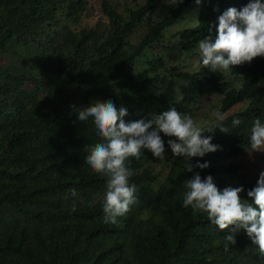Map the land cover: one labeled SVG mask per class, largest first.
Masks as SVG:
<instances>
[{
    "label": "trees",
    "instance_id": "1",
    "mask_svg": "<svg viewBox=\"0 0 264 264\" xmlns=\"http://www.w3.org/2000/svg\"><path fill=\"white\" fill-rule=\"evenodd\" d=\"M156 1L119 11L100 0L107 21L81 25L86 0H0V52L11 42L17 56L35 64V73L0 64V264H264L243 229L225 250L227 230L182 203L185 182L195 172L211 175L221 190L242 186L241 199L252 202L247 192L264 172V155L250 158L247 151L254 120L264 122V56L228 70L238 87L221 71L201 67L200 59L198 69L174 72L163 53L146 60L138 75L127 71L160 41L168 40L173 56L190 51L210 26L215 36L219 15L249 0H201L196 25L167 38L164 29L195 0H171L161 12ZM30 45L37 58L22 55L20 48ZM210 94L219 98L217 110L228 114V132L203 133L218 150L189 161L171 155L164 171L147 164L153 158L147 150L139 160L130 158L136 203L118 223H105L106 178L85 160L101 137L91 118L77 119V110L111 100L128 109L126 122L170 107L193 118L195 103ZM234 118L241 120L238 126ZM161 137L166 143L168 137ZM205 161L208 168L195 167Z\"/></svg>",
    "mask_w": 264,
    "mask_h": 264
},
{
    "label": "clouds",
    "instance_id": "2",
    "mask_svg": "<svg viewBox=\"0 0 264 264\" xmlns=\"http://www.w3.org/2000/svg\"><path fill=\"white\" fill-rule=\"evenodd\" d=\"M182 2L172 0L173 4ZM200 2L195 0L196 4ZM217 21L215 36L211 35L210 26V34L199 41L201 67L216 73L264 56V2L249 0L239 10L230 7L217 17ZM77 111V119L81 123L92 119L101 137V142L87 149L85 160L95 173L106 178L104 222L111 224L118 223V218L125 216L131 205L136 203L139 188L129 182L134 174L129 166L130 158L139 160L144 150L156 159L166 158L165 141L161 133L169 138L167 146L172 156L189 161L192 157H204L220 147L211 142V135H203L205 131H229L223 123L228 114L219 110L213 112L214 119L207 127L175 107L158 115L152 114L148 119L128 122L124 119L128 109L123 105L118 108L111 100H97ZM240 123L239 118L232 120L234 126ZM249 143L250 149L247 151L250 155L264 151V123L259 118L253 122ZM195 167L206 169L209 162H197ZM185 168L188 172L193 171L191 163H186ZM184 187L183 206L206 213L208 220L219 230H227L225 250L236 244V235L243 229L252 244L258 247L260 255L264 256V172L260 173L256 186L247 192V196L252 199L251 203L241 199L242 186H228L221 190L211 175L202 178L195 172L186 180ZM70 195H78L75 188L71 189Z\"/></svg>",
    "mask_w": 264,
    "mask_h": 264
},
{
    "label": "rangeland",
    "instance_id": "3",
    "mask_svg": "<svg viewBox=\"0 0 264 264\" xmlns=\"http://www.w3.org/2000/svg\"><path fill=\"white\" fill-rule=\"evenodd\" d=\"M99 1L100 0H86L87 5L81 17L82 18L81 25H91L98 20L104 23L107 21L106 18L100 14ZM109 1L114 2L118 6V10L120 11L123 9L125 5H128L129 7H134L135 5L140 4L143 0H109ZM170 1L171 0H157L156 1L157 12H161L162 10H164V8L168 5ZM199 7L200 4H196L195 1L189 3L183 9L181 13V18L175 20L170 26L164 29L163 34L165 35V38H167L169 34L172 32L184 28L194 27L197 23V14ZM71 28L72 31H75L74 29L75 27L73 26V24L70 25V29ZM198 44L199 42H197L194 45V47L188 52H181L176 56H173L172 53L175 52V50H171V48L169 47L168 40L160 41L157 44H153L150 48L148 47L147 49H145L142 56H140L132 65H130L127 71L133 75H138L146 67L145 61L153 58V56L159 53L161 54L163 53L162 56L164 58L167 67L172 66L175 68L174 72L183 71V70L194 71L199 67L198 61L200 59V55L198 52ZM20 51H22V55L28 56L27 53H30L32 57L34 58L38 57L37 54L38 50L36 49L35 46L32 45H30V47L23 46L20 48ZM32 63L33 62L29 58L27 60L24 59L22 56H17L15 52V47L11 42L5 46L2 52H0V64L2 67L5 66L8 67L10 65L23 66L25 67L26 70L35 73L34 71L35 64ZM221 72L224 79L231 81L235 87L239 86L238 81L236 83V80L234 79L233 76L229 74L228 70ZM218 102H219V98L214 94H210L207 97L198 100L195 103L193 119L202 126H205L207 122L214 119L213 112L217 110ZM245 103L246 102L238 104L237 106L232 108L231 111H235L242 108L245 105ZM165 149H166L165 159H167L172 155L171 149L168 148L167 146V141L165 143ZM258 153H262L264 155V151H259V152H253L249 156L250 158H252L253 155H256ZM165 159L160 160L153 157L147 164H150L153 170L164 171ZM236 161H238V159ZM246 162L247 161H243L242 164H245ZM241 169H245V167H242Z\"/></svg>",
    "mask_w": 264,
    "mask_h": 264
}]
</instances>
